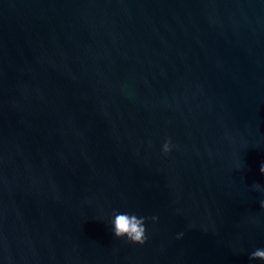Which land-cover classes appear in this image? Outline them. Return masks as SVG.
I'll return each mask as SVG.
<instances>
[{
  "label": "water",
  "instance_id": "water-1",
  "mask_svg": "<svg viewBox=\"0 0 264 264\" xmlns=\"http://www.w3.org/2000/svg\"><path fill=\"white\" fill-rule=\"evenodd\" d=\"M262 163L264 0H0V264H264Z\"/></svg>",
  "mask_w": 264,
  "mask_h": 264
},
{
  "label": "clouds",
  "instance_id": "clouds-1",
  "mask_svg": "<svg viewBox=\"0 0 264 264\" xmlns=\"http://www.w3.org/2000/svg\"><path fill=\"white\" fill-rule=\"evenodd\" d=\"M171 151V141L168 140L163 146V153L166 155ZM260 173L264 175V163L260 166ZM255 187L259 190V184ZM260 207L264 208V200L261 201ZM152 222L155 223L157 218L152 217ZM146 218L139 217L136 214L114 212L111 224L113 226V234L116 239H127L132 244L143 245L146 241ZM179 238V237H178ZM249 260H259L264 262V248L254 250Z\"/></svg>",
  "mask_w": 264,
  "mask_h": 264
}]
</instances>
